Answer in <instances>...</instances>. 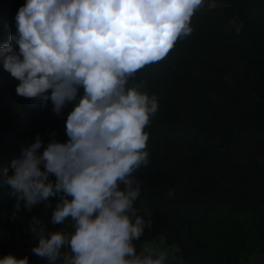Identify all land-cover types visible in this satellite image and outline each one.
<instances>
[{
    "label": "clouds",
    "instance_id": "1",
    "mask_svg": "<svg viewBox=\"0 0 264 264\" xmlns=\"http://www.w3.org/2000/svg\"><path fill=\"white\" fill-rule=\"evenodd\" d=\"M203 3L26 0L19 7L15 33L0 44V66L19 82L16 94L41 109L50 101L57 116L74 103L65 121L67 141L45 145L37 133L3 178L14 198L12 219L41 203L51 207L56 197L51 223L71 221L70 231H47L32 216L38 243L31 251L46 264H168L162 248L137 252L133 243L152 227V213L143 201L137 206L141 183L134 173L149 165L146 128L158 101L128 82L190 34V19ZM0 264L30 261L7 254Z\"/></svg>",
    "mask_w": 264,
    "mask_h": 264
},
{
    "label": "trees",
    "instance_id": "2",
    "mask_svg": "<svg viewBox=\"0 0 264 264\" xmlns=\"http://www.w3.org/2000/svg\"><path fill=\"white\" fill-rule=\"evenodd\" d=\"M25 3L0 0V44L15 33ZM189 26L165 57L128 82L158 101L146 128L149 165L134 173L141 183L137 206H147L152 227L133 242L159 236L176 246L177 264H238L247 236L264 251V0H204ZM18 83L0 66V232L22 238L31 219L19 215L16 222L4 212L11 197L3 178L37 133L45 145L67 141L74 103L57 116L50 101L41 109L17 95ZM7 254L45 264L0 239V258Z\"/></svg>",
    "mask_w": 264,
    "mask_h": 264
},
{
    "label": "rangeland",
    "instance_id": "3",
    "mask_svg": "<svg viewBox=\"0 0 264 264\" xmlns=\"http://www.w3.org/2000/svg\"><path fill=\"white\" fill-rule=\"evenodd\" d=\"M51 207H45L44 203H41L40 205L34 207L31 212H28L26 210H22L18 216L15 218L16 222H19L20 218L19 215H25L27 218H32V216H37L41 218L44 223H47L50 225V227L46 226L47 231H70L71 221H65L63 224H52L51 223V214L55 207V203L50 201ZM13 204H14V198H10L8 200L7 206L4 209L5 213H9L12 217L13 212ZM220 215V214H219ZM218 215V216H219ZM249 222L244 223V227L248 229ZM238 233V232H237ZM26 237H17L12 235L10 232H0V239L2 240V244L4 247L9 249L11 252H15L17 255L22 257V254L31 255L35 259L38 258V260L42 263L46 264V261L37 255L33 254L31 249L33 246H35L38 241L33 237V235L30 232V225L26 228ZM30 236L33 237V240H30ZM238 239L240 240V234L236 235V238L232 240V242H238ZM136 246L137 252L139 251H147L149 247H160L163 250H165L168 253V264H177L179 263L178 256L176 255V246L174 244L168 245L163 242V239L159 236L154 237L150 241L146 242H133ZM260 240L259 241H253L248 236L244 240V245L246 248L245 252H242L238 264H264V251H262L259 248ZM249 249V250H248ZM64 249H62L63 251ZM65 252L68 250L65 249ZM40 258V259H39ZM175 262V263H173Z\"/></svg>",
    "mask_w": 264,
    "mask_h": 264
}]
</instances>
